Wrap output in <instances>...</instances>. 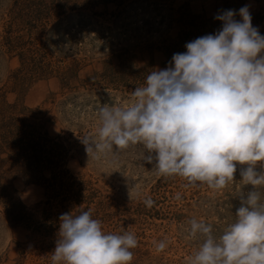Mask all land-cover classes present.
Returning <instances> with one entry per match:
<instances>
[{"label":"rangeland","instance_id":"1","mask_svg":"<svg viewBox=\"0 0 264 264\" xmlns=\"http://www.w3.org/2000/svg\"><path fill=\"white\" fill-rule=\"evenodd\" d=\"M44 1L55 11L50 22L42 23L49 16L43 7L39 13L30 12L36 10V1H30L31 10L21 13L33 19L34 24L27 25L12 11V0H0V115L16 111L27 123H41L48 138H59L69 151L65 169L88 181L97 195L63 207L73 214L90 208L107 233L133 232L138 246L132 249L131 264H190L203 238L189 236L188 221L204 220L215 235L222 234L235 221L237 195L252 187L241 181L244 166L237 165L235 181L214 190L160 175L144 163L142 145L114 147L99 159H89L81 139L99 141L98 109L105 103L127 106L131 92L144 84L148 73L165 68V49L178 42L194 19L214 18L227 5L237 12L248 5L253 26L264 36V0H70L62 15L58 0ZM42 48L50 67L31 76L24 67V52L38 50L42 58ZM9 155L0 156V264H53L59 219L51 231L39 233L8 215V210L31 212L39 227L43 225L35 207L50 193V167ZM148 198L154 201L151 207L144 203ZM63 211L53 210L61 215ZM160 240L167 242L163 252L156 251Z\"/></svg>","mask_w":264,"mask_h":264},{"label":"clouds","instance_id":"2","mask_svg":"<svg viewBox=\"0 0 264 264\" xmlns=\"http://www.w3.org/2000/svg\"><path fill=\"white\" fill-rule=\"evenodd\" d=\"M239 16L240 19L236 17ZM221 27L185 44L168 66L156 68L131 92L127 106L98 109L99 141L83 136L90 158L142 145L144 163L214 190L235 181L237 165L247 192L237 196L235 221L219 236L204 220L188 221L202 237L190 264H264V36L248 5L220 10ZM179 199V195L177 196ZM151 207L154 201H144ZM133 232L107 233L92 210L59 217L53 264H131ZM157 252L167 247L155 242Z\"/></svg>","mask_w":264,"mask_h":264},{"label":"trees","instance_id":"3","mask_svg":"<svg viewBox=\"0 0 264 264\" xmlns=\"http://www.w3.org/2000/svg\"><path fill=\"white\" fill-rule=\"evenodd\" d=\"M30 1H36L32 3L36 9L35 11H30L31 8H28V5L31 3ZM58 1L59 2L56 4L57 11L61 14L63 9H65L71 1ZM12 2L14 3L12 11L20 15L22 12L26 13V9L30 12L39 13L38 8L43 7V13L49 15L46 17V21H42L43 24L51 20L50 16L55 12L54 9L48 7L44 0H12ZM227 9L231 8L227 5L226 9L223 10ZM27 18L28 19H25L22 16L19 19L22 24H34L33 19ZM191 22L193 23H191L192 26H190L191 28L189 30L181 31L178 42L173 44L172 47L165 49L167 54L165 67L168 66L174 53L186 51L184 46L187 42L206 34H212L221 27V22L214 18L203 21L194 19ZM175 47H177V49H174ZM42 49L44 52H42L41 55L48 54L45 52L44 48ZM24 53H27L24 59V67L29 75L34 76L41 70L50 67L51 63L46 60L49 55L41 58L37 54L41 52L38 50L35 51L34 49L25 51ZM49 58L51 59V57ZM40 124L41 123L37 122L27 123L26 120L19 119L16 115V111L13 113L9 111L6 115H0V156L5 153H10L9 156H23L25 159L27 158V160L31 159V161L35 162V165H46L50 167L49 172L51 176L49 180L52 178L50 180L52 183L47 185L50 193H47L43 201L35 207L41 211L39 220L43 218V225L39 227V221L33 218L31 212L26 211L27 214L25 212H14L16 210H8V215L12 221H26L29 228H33L39 233L51 231L54 224L57 223L56 220L61 216V212L54 213V209H63V213H67L69 209L63 207L65 203L68 204L67 207L71 208L74 204H81V201L89 202L97 197L95 189L91 188L88 181H83L79 177L69 175L65 169V162L69 151L59 142L58 137L54 139L48 138L47 135L42 132L43 127ZM2 162H4V160L0 158V164ZM18 162V159H16L13 165H16ZM33 209L28 210L33 211Z\"/></svg>","mask_w":264,"mask_h":264}]
</instances>
